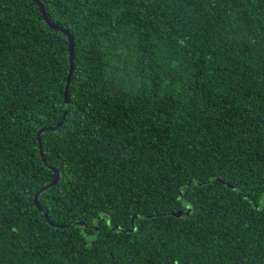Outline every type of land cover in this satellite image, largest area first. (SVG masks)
<instances>
[{"label": "trees", "instance_id": "16d2710c", "mask_svg": "<svg viewBox=\"0 0 264 264\" xmlns=\"http://www.w3.org/2000/svg\"><path fill=\"white\" fill-rule=\"evenodd\" d=\"M40 1L74 65L0 0V264H264V0Z\"/></svg>", "mask_w": 264, "mask_h": 264}, {"label": "water", "instance_id": "95a60500", "mask_svg": "<svg viewBox=\"0 0 264 264\" xmlns=\"http://www.w3.org/2000/svg\"><path fill=\"white\" fill-rule=\"evenodd\" d=\"M33 1L39 8L40 12H41V15L43 17V19L45 20L46 24L54 29V30H57V31H60L62 32L66 38H67V42H68V51H69V64H70V70L73 68V65H74V53H73V48H74V41H73V36L71 35L70 31L68 28L64 27L63 25H60L58 23H55V22H52L50 20V18L48 17L46 11H45V7H44V4L40 1V0H31ZM67 90V85L65 87V92ZM67 93V92H66ZM65 114L66 112L63 113V116H62V119L60 121L57 122V124H55L54 126H50L49 129H55L57 127H60L62 125V122H63V119L65 118ZM40 132L41 130H38L37 132V141H38V150H39V154L41 156V159L43 161H46L45 158L43 157V152H42V144H41V140H40ZM54 172H55V178L53 180V182H55L57 179H58V176H59V171L58 169L48 165ZM218 179L220 182L222 183H225L226 185L230 186V187H233L231 184H229L228 182L224 181L223 179H219V178H216ZM188 184H190V181H188ZM35 203L38 204L37 200H35ZM39 208H41L39 206ZM190 212V207H186L185 210H174V211H171V212H168V214L170 215H173V216H176V217H180L182 215H188ZM163 215H166V213H162ZM44 215H45V218L47 221L50 222V224H53L52 221L49 220L48 216H47V213L44 212ZM134 217L135 215L131 218V228L129 229H126V231H133L135 226H134ZM77 224L79 222H76ZM59 227H63V225H58Z\"/></svg>", "mask_w": 264, "mask_h": 264}]
</instances>
